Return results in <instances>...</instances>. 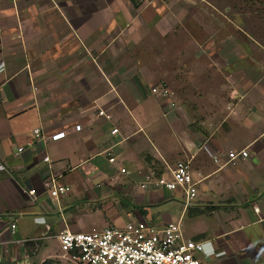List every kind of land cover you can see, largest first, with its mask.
<instances>
[{
	"label": "crops",
	"instance_id": "0c3cea01",
	"mask_svg": "<svg viewBox=\"0 0 264 264\" xmlns=\"http://www.w3.org/2000/svg\"><path fill=\"white\" fill-rule=\"evenodd\" d=\"M206 4L217 10L209 0H0V240L59 243L62 229L80 230V213L101 207L103 228L135 221L131 213L180 221L204 242V264H264V46L240 43L236 12L235 33L201 42L185 23ZM164 82L169 95L153 92ZM241 149L249 155L223 165ZM179 160L198 182L189 206L181 191L126 185L134 172L169 175ZM52 177L70 191L52 196ZM74 182L97 203L74 204Z\"/></svg>",
	"mask_w": 264,
	"mask_h": 264
},
{
	"label": "built area",
	"instance_id": "2783aa9c",
	"mask_svg": "<svg viewBox=\"0 0 264 264\" xmlns=\"http://www.w3.org/2000/svg\"><path fill=\"white\" fill-rule=\"evenodd\" d=\"M153 92L167 96L170 88L161 84L153 88ZM109 117L106 111L99 112ZM76 128L80 129V125ZM112 134L119 132L118 128L112 129ZM33 133L36 137L44 139H59L66 135V130L46 136L39 128ZM21 147L19 150H22ZM247 149L230 151L228 160L223 164H236L241 157H247ZM217 162L219 158L214 156ZM49 160V156L45 157ZM110 163L116 162V157L110 155ZM121 173L129 174L126 167H119ZM197 184L190 163L179 160L170 168V174H159L149 171L144 174L140 182L142 189L157 188L165 191H181L184 195L185 206L191 205L197 196ZM45 186L50 194L59 198L68 193L70 185L60 183L57 177L45 181ZM36 197V190L27 191ZM10 230L15 234L16 222H10ZM47 236L26 237L20 240H0V264L9 258L13 263L32 264L33 257L41 247ZM61 256L70 263L75 264H204L202 253L205 250L203 241L185 237L180 221H170L164 226H156L145 220L128 221L123 226L113 225L102 229L73 230L69 227L62 229L57 235ZM20 244L22 249L14 252L8 244Z\"/></svg>",
	"mask_w": 264,
	"mask_h": 264
},
{
	"label": "rangeland",
	"instance_id": "374dc122",
	"mask_svg": "<svg viewBox=\"0 0 264 264\" xmlns=\"http://www.w3.org/2000/svg\"><path fill=\"white\" fill-rule=\"evenodd\" d=\"M209 1H211L213 4H215L217 6V10H215L212 7L209 8L208 4H206V6L208 8H204L201 6V8H202L201 12H196V16L192 15L196 19L195 24H193V23L189 24V22L187 24L185 23V25H187L191 29L193 35H195V32L201 31V34L197 35V36H200L199 39L201 42H203V43L209 42L207 40L212 39L213 33L219 36L220 31L224 30L225 28H227L225 33H230V32L236 31L231 26L233 24L232 20H234L236 18L234 16V13L236 12L238 14L242 13L240 20L236 21L238 26L240 28H242V30H243L242 31L241 29H238V32L240 34H242V36L241 37L239 36V38H238L240 43H243L244 45H246V44L250 45V41H252V39H254L256 41V43H258L260 46H264V9L262 7V5L264 4V0H209ZM195 4H198V2ZM227 7H230L229 11H227ZM209 9H212V10L214 9L216 15H214L212 17V15H210ZM253 9H255V10L253 11ZM197 19H200V21H202L203 23L202 24L199 23L197 21ZM204 22H206V24H207L206 27L203 25ZM183 25H182V22H178L177 27H176V31L180 30ZM244 32L249 34L250 37L247 36ZM234 33L232 35L235 37L236 35H234ZM176 35H178V34H176ZM179 38L176 39V41H175L176 45L182 44V38L183 37L182 38L179 37ZM163 84H167V83L164 82ZM167 86L170 89H172L168 84H167ZM141 176H142V174L138 175L137 172H134V174L132 176L124 177V180L127 182L126 185L131 186V187L138 185L141 182ZM74 184H75V186H74V204L87 203V205L88 204L92 205V204L97 203L98 199L97 200H91L89 197L90 195H88V193L86 194L82 190V188L79 186L78 183L74 182ZM95 192L98 193L97 191H95ZM93 194H94V192H93ZM98 196H100V195H98ZM121 199H119L118 201L124 202L125 204H128V205H132V201H136L135 198H127V199L121 198ZM81 200H82V202H81ZM109 200L113 201V202H118V201H114L115 199H109ZM126 200H127V202H126ZM175 203L178 205V207L180 206L179 208L182 209L183 205L180 202H175ZM160 206H161L160 210L161 209L166 210L167 208H169L165 204L164 205L162 204ZM85 208H86V211L89 210L87 207H85ZM74 210H75V208H74ZM107 213L109 214V212L102 210L101 207L97 208L93 213H91L89 211H88V213L84 212V214L80 213V215L77 216V218H79V220H81L84 224L83 225L80 224L79 229L80 230H88L92 226H95L98 228H103V226L106 224V220L107 221L109 220L108 216H106ZM130 218L133 220L137 219V217H135V215L133 213L130 214ZM22 221L23 220H21V222ZM61 253H62V250H61V247L59 246V243L56 240L47 239L43 242V244L40 247V252H39V255L37 257L36 262L39 263L42 259H45V258L52 256V255H58ZM60 259H62L63 261L66 262V260L62 256H60Z\"/></svg>",
	"mask_w": 264,
	"mask_h": 264
},
{
	"label": "trees",
	"instance_id": "16d2710c",
	"mask_svg": "<svg viewBox=\"0 0 264 264\" xmlns=\"http://www.w3.org/2000/svg\"><path fill=\"white\" fill-rule=\"evenodd\" d=\"M262 7L264 9V4L262 5ZM254 10L255 9H253V11ZM41 264H73V263H70L68 261L65 262L62 259H60V257H47L41 262Z\"/></svg>",
	"mask_w": 264,
	"mask_h": 264
}]
</instances>
